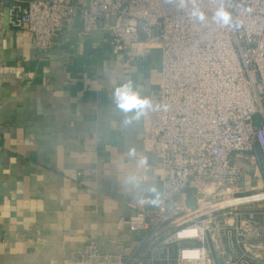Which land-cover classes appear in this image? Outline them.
Wrapping results in <instances>:
<instances>
[{
	"label": "built area",
	"instance_id": "2783aa9c",
	"mask_svg": "<svg viewBox=\"0 0 264 264\" xmlns=\"http://www.w3.org/2000/svg\"><path fill=\"white\" fill-rule=\"evenodd\" d=\"M4 1L8 25L25 27L41 50L79 17L81 34L109 33L114 54L159 51L142 122L161 194L127 217L139 233L128 252L91 241L63 264L168 261L170 250L173 264H264V0H0V23ZM220 7L230 25L215 21ZM247 182L255 189L245 192Z\"/></svg>",
	"mask_w": 264,
	"mask_h": 264
},
{
	"label": "crops",
	"instance_id": "0c3cea01",
	"mask_svg": "<svg viewBox=\"0 0 264 264\" xmlns=\"http://www.w3.org/2000/svg\"><path fill=\"white\" fill-rule=\"evenodd\" d=\"M7 4L0 23V264H63L91 241L103 252L126 253L139 237L127 217L139 200L159 198L161 164L143 147L142 115L126 123L135 110H119L113 94L127 82L142 98L154 94L159 51L143 59L114 54L109 33L81 34L79 17L41 50L25 27L8 25ZM173 256H147L143 264H173Z\"/></svg>",
	"mask_w": 264,
	"mask_h": 264
},
{
	"label": "clouds",
	"instance_id": "9594fccd",
	"mask_svg": "<svg viewBox=\"0 0 264 264\" xmlns=\"http://www.w3.org/2000/svg\"><path fill=\"white\" fill-rule=\"evenodd\" d=\"M192 15L198 19L203 20V13L198 10H193ZM215 21L221 26L230 25L232 23L231 13L224 7L217 9L214 15ZM113 100L117 108L124 112H130L135 110V115L126 123H129L131 119L139 120L140 116L145 114L146 110L152 108V103L147 98H142L137 91L134 90L131 82L116 85L114 88ZM151 191L155 192L153 188ZM156 201H153L155 203Z\"/></svg>",
	"mask_w": 264,
	"mask_h": 264
},
{
	"label": "rangeland",
	"instance_id": "374dc122",
	"mask_svg": "<svg viewBox=\"0 0 264 264\" xmlns=\"http://www.w3.org/2000/svg\"><path fill=\"white\" fill-rule=\"evenodd\" d=\"M245 180H246V179H245ZM245 182H246V181H245ZM247 184H250L251 186H249V187H248V190L246 189L245 192H249V191H252V190L255 189V188H254V186H255V185H254V184H255L254 182H247ZM242 192H244V191H242Z\"/></svg>",
	"mask_w": 264,
	"mask_h": 264
},
{
	"label": "water",
	"instance_id": "95a60500",
	"mask_svg": "<svg viewBox=\"0 0 264 264\" xmlns=\"http://www.w3.org/2000/svg\"><path fill=\"white\" fill-rule=\"evenodd\" d=\"M141 39H143V35L141 36Z\"/></svg>",
	"mask_w": 264,
	"mask_h": 264
}]
</instances>
